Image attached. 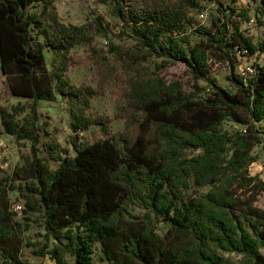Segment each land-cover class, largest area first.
Here are the masks:
<instances>
[{"label":"trees","instance_id":"obj_1","mask_svg":"<svg viewBox=\"0 0 264 264\" xmlns=\"http://www.w3.org/2000/svg\"><path fill=\"white\" fill-rule=\"evenodd\" d=\"M57 1L0 0V67L10 94L32 101L0 108V136L31 144L23 165L0 178V264H30L24 248L37 247L25 242L12 195L25 203L24 221L41 216L36 255L55 264H96L98 246L106 264H264V207L251 200L264 180L249 175L256 148L264 151V40L243 30L264 28V0H203L216 6L209 25L193 15L201 0H99L114 22L93 13L83 25L65 23ZM112 37L107 55L120 74L95 46ZM81 45L102 60L97 85L70 82ZM178 64L190 91L162 77ZM216 66L230 71L231 90L210 80ZM113 77L123 84L119 133L90 115ZM41 102L65 107L69 147L41 119ZM226 122L240 129L227 133Z\"/></svg>","mask_w":264,"mask_h":264},{"label":"rangeland","instance_id":"obj_2","mask_svg":"<svg viewBox=\"0 0 264 264\" xmlns=\"http://www.w3.org/2000/svg\"><path fill=\"white\" fill-rule=\"evenodd\" d=\"M225 3H231L232 0H223ZM250 3V0H239L237 6L239 8L246 7ZM58 11L62 20L67 24L83 25L85 24L91 14L104 16L108 22L113 23L114 19L109 12V9L100 4L99 0H58L56 2ZM202 9L200 11H194L193 15L201 25H209L211 14L216 11L215 4L201 0ZM243 30L250 37H253L256 42L264 40V28L257 27L254 22L250 24H243ZM110 41H119L115 37L111 40L105 38H99L96 40V48L99 50V57H107L112 66L117 68L118 74H120V66L113 57L107 55L108 45ZM194 41L198 39L194 38ZM74 56L78 60V64L72 67L68 73L71 84L80 86L82 84L97 85L98 69L101 65V58H97L93 54V50L90 47L81 45L74 49ZM258 57L243 58L239 66V70L244 72L257 62ZM260 64H264V57L258 60ZM230 75V71L223 66H216L210 76V80L216 81L220 86L225 89L231 90V85L228 83L227 78ZM162 77L168 81H180L187 90H192V83L189 77L186 75V69L183 65L178 64L172 66L162 73ZM206 82H201V85H205ZM123 84L117 77H113L108 84L106 96L96 98L93 102V109L90 112L93 118H107L113 120L112 131L114 133L122 132L124 129V122L122 120L115 119L118 112L119 102L121 101ZM32 101L22 100L13 97L7 88L6 78L4 77L0 67V108L2 110L11 111L13 107L21 104L29 106ZM39 114L41 119L50 123V130L53 135L58 138L59 142L65 147H69L70 135L72 133V120L69 114L66 112L65 107L62 104H51L48 102H41L39 107ZM22 115L20 118H23ZM240 127L232 122H226L223 130L227 133L233 134ZM3 130L2 121L0 116V131ZM93 131H98L95 127ZM255 154L258 155V162L254 163L249 169V175L264 180V151L256 148ZM31 155V144H20L15 137L9 135L0 136V178H4L11 174L17 166H21L24 163V158ZM41 156H44L43 149L41 148ZM56 167V166H54ZM208 189L199 190L198 193L207 192ZM197 192V191H195ZM14 208L20 213L18 220H21L26 224L27 231L25 233L26 244H36L37 247H26L23 251V258L28 260L30 264H55L49 257H41L36 255L39 252L41 245L45 243L44 235L46 234L42 219L40 215L33 217V222L27 223L22 218L25 217V203L18 199V195H12ZM251 200L254 204L264 207V194L251 196ZM22 207V210L19 209ZM137 214L142 213L140 209L136 210ZM159 232L164 235L166 229L160 226ZM30 246V245H29ZM227 257L234 263L241 261L240 256L227 255ZM96 264H106L103 261L101 248L98 246L95 253Z\"/></svg>","mask_w":264,"mask_h":264},{"label":"built area","instance_id":"obj_3","mask_svg":"<svg viewBox=\"0 0 264 264\" xmlns=\"http://www.w3.org/2000/svg\"><path fill=\"white\" fill-rule=\"evenodd\" d=\"M248 70H250V68H248ZM19 209L22 210V207H19ZM15 210H16V209H15ZM16 211H18V210H16Z\"/></svg>","mask_w":264,"mask_h":264}]
</instances>
